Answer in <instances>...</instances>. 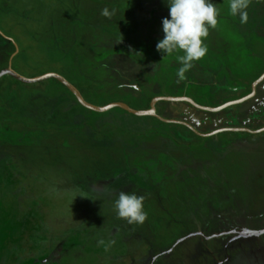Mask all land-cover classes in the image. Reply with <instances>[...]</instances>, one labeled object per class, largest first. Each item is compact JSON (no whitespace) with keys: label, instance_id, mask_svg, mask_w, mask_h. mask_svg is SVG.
Segmentation results:
<instances>
[{"label":"rangeland","instance_id":"rangeland-1","mask_svg":"<svg viewBox=\"0 0 264 264\" xmlns=\"http://www.w3.org/2000/svg\"><path fill=\"white\" fill-rule=\"evenodd\" d=\"M179 79L165 0H0V73H59L97 106L218 108L264 76V0H229ZM107 9L108 15H102ZM170 18V17H169ZM84 106L56 78H0V264H264V79L219 111ZM143 196V223L118 217Z\"/></svg>","mask_w":264,"mask_h":264},{"label":"clouds","instance_id":"clouds-1","mask_svg":"<svg viewBox=\"0 0 264 264\" xmlns=\"http://www.w3.org/2000/svg\"><path fill=\"white\" fill-rule=\"evenodd\" d=\"M169 17L162 19L163 38L157 43V51L171 56L177 50L183 52L177 60L181 64L177 76L185 78V73L195 61L201 60L208 52L205 43L209 28H216L219 11L213 0H165ZM250 0H229V10L241 23H247ZM102 15L107 16L105 9ZM144 197L135 193L120 192L114 203L119 218L129 224L143 223L147 213L144 210Z\"/></svg>","mask_w":264,"mask_h":264},{"label":"water","instance_id":"water-1","mask_svg":"<svg viewBox=\"0 0 264 264\" xmlns=\"http://www.w3.org/2000/svg\"><path fill=\"white\" fill-rule=\"evenodd\" d=\"M5 74H11L13 75L14 77L26 82V83H35V82H40V81H43V80H46V79H49V78H56L58 80H60L61 82H63L64 84H66L70 90L76 95V97L78 98V100L86 107L92 109V110H95V111H99V112H105V111H108L114 107H122L124 109H126L127 111L133 113V114H136V115H139V116H158L157 114V103L159 100H186V101H190L191 103H193L194 105H196L197 107L201 108V109H206V110H211V111H219L221 109H224L228 106H232V105H235V104H239V103H242L248 99H250L251 97H253L256 93V89H257V85L264 79V76L261 77L260 79H258L255 84H254V90H253V93L250 94L249 96L243 98V99H239V100H235V101H231L221 107H218V108H210V107H205V106H201V105H198L193 99L191 98H188V97H156L153 101H152V105H151V108L148 109V110H137V109H134L132 108L131 106H129L128 104L126 103H112L110 105H107V106H97V105H94L90 102H88L84 96L82 95L81 91L75 86L73 85L68 79H66L64 76H62L61 74L59 73H47L43 76H40V77H37V78H27V77H24L23 75L17 73L13 68L9 67L5 70H3L1 73H0V78L5 75Z\"/></svg>","mask_w":264,"mask_h":264}]
</instances>
